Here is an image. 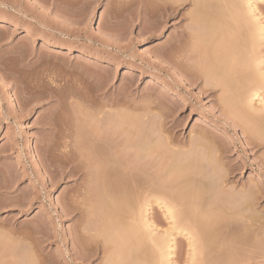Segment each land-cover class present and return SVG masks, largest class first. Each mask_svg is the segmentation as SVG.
Here are the masks:
<instances>
[{"label":"rangeland","instance_id":"1","mask_svg":"<svg viewBox=\"0 0 264 264\" xmlns=\"http://www.w3.org/2000/svg\"><path fill=\"white\" fill-rule=\"evenodd\" d=\"M139 1L0 0V264L105 263L102 243L93 230L82 234V214L68 209L81 181L62 176L60 161L75 152L76 140L88 143L86 120L97 99L113 103V112L141 115L173 149L195 148L199 158L216 162L221 170H208L218 169L225 193L246 196L252 207L237 216L222 211L227 222L220 218L218 235L233 233L235 245L247 244L239 248L242 264H264V145L221 112L218 91H203L202 81L175 67L171 47L188 39L190 6L170 12L162 0ZM255 6L264 26V2ZM257 44L264 61V38ZM251 104L257 109L258 98ZM153 208L161 233L170 222ZM175 240L184 242V253L173 260L184 264L186 240Z\"/></svg>","mask_w":264,"mask_h":264},{"label":"bare ground","instance_id":"2","mask_svg":"<svg viewBox=\"0 0 264 264\" xmlns=\"http://www.w3.org/2000/svg\"><path fill=\"white\" fill-rule=\"evenodd\" d=\"M162 1L163 7L168 4L170 12L180 6H190L187 12L189 24L185 28L188 39L171 47L177 59L175 67L186 75L192 74L195 81H202L203 91H218L221 112L238 122L248 140L264 145V61L255 51L258 41L264 38V26L255 14V3L264 0ZM161 15L162 18L166 16L165 13ZM253 98L259 100L257 109L251 104ZM92 102L90 108L95 114L92 112L93 115L85 119L90 128L87 129L88 143L76 140L73 142L75 152L68 155L66 152L60 161L64 162L62 176L81 181L79 190L75 192L74 189V199L69 200L73 205L68 204V209L72 214L78 211L82 214V234L93 230L94 242L102 243L103 264H176L177 260L180 262L176 258L184 253V242L180 246L176 236L186 240L184 264L244 263L242 255L246 250H242L247 244L233 236L238 241V246L235 245V239L229 237L233 233L222 238L216 226L223 218V212L247 214L252 212V207L246 196L228 190L225 193L217 163L213 161L216 164L212 165L209 159L210 164L206 163L208 160L199 158L197 152L200 150L196 152L195 148L191 150H195L197 157L183 146L173 149L159 129H149L147 120L140 118V113L136 119L126 112H113V103L98 99ZM80 138L82 140V136ZM47 146L53 150L54 144ZM205 153L202 151L201 156ZM210 166L218 169L208 170ZM154 205L162 209L165 219L170 222L168 229L161 233L156 225ZM96 212L102 217L96 228L90 230V217ZM243 220L241 223L245 224ZM235 246L238 249L242 246V262L237 258L240 249L238 251ZM175 255L179 257L174 258ZM247 256L245 260L248 261Z\"/></svg>","mask_w":264,"mask_h":264}]
</instances>
